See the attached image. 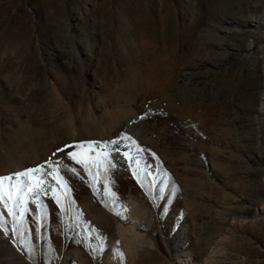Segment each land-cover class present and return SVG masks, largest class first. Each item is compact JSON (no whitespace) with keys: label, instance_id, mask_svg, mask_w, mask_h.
I'll return each mask as SVG.
<instances>
[{"label":"rangeland","instance_id":"374dc122","mask_svg":"<svg viewBox=\"0 0 264 264\" xmlns=\"http://www.w3.org/2000/svg\"><path fill=\"white\" fill-rule=\"evenodd\" d=\"M49 160L0 264H264V0H0V177Z\"/></svg>","mask_w":264,"mask_h":264},{"label":"snow or ice","instance_id":"6c2138e0","mask_svg":"<svg viewBox=\"0 0 264 264\" xmlns=\"http://www.w3.org/2000/svg\"><path fill=\"white\" fill-rule=\"evenodd\" d=\"M125 140H130V137H124ZM113 145H118L119 140L117 141H111L110 142ZM134 143V141H133ZM80 149H87L88 152H90L93 148V144H80L78 146ZM113 151H119L118 148H113ZM129 161H133V157L129 155V153L125 152L123 154ZM68 156L71 160L75 161L76 164L82 165L86 170L88 169V163H89V157L87 152H81L80 154L76 152L68 153ZM135 163V161H133ZM45 165L47 166V171L45 173V166L41 165L38 166L34 169H28L26 171L20 172V173H15L13 175H8V176H3L0 177V201H3L5 204V207H7V202L9 200L14 199V193L21 190V185L23 184V178H28L31 181V184H29L26 188L27 192H37L39 193L40 191H43L41 188L42 184V178L41 175L42 173H45L47 175H51L53 179L56 181V184L59 186V188L63 189L65 193L68 190V185L67 182L64 180V178L60 175V163L58 161L53 162L51 160L46 161ZM109 166L114 167L115 164L109 161ZM70 171H72L74 174H77V171L75 168H71ZM53 193V196L56 198V202L58 204L61 203L60 197L56 195V189L51 188L50 189ZM26 199V197H25ZM9 214L15 216V212L13 211L12 208H8ZM22 218V217H21ZM0 229H3L5 232L8 231V229L5 227L4 223L0 221Z\"/></svg>","mask_w":264,"mask_h":264},{"label":"bare ground","instance_id":"6f19581e","mask_svg":"<svg viewBox=\"0 0 264 264\" xmlns=\"http://www.w3.org/2000/svg\"><path fill=\"white\" fill-rule=\"evenodd\" d=\"M113 148H118L119 149V151H113ZM110 150H111V152L115 155V156H117L118 158H119V160H124V162L126 161H129L123 154L125 153V152H127V153H129V155H131L132 157H133V151H132V148H131V146H125L124 144H123V142L122 141H119V144L118 145H112V146H110ZM117 158V159H118ZM125 162V163H126ZM47 171H49L48 169H47V167H45V173L47 172ZM45 173H42V174H45ZM43 177H45L44 178V184H45V182L47 183V184H45L44 185V188H43V191H45V192H48L49 194H51L52 193V191L51 190H49L50 189V187L51 188H55L56 189V191L58 190V185L56 184V181L53 179V177L51 176V175H47V174H45ZM49 183V184H48ZM42 186H43V184H42ZM41 192V191H40ZM126 230H127V228H126ZM126 232V231H125ZM123 233V232H122ZM129 235V234H128ZM123 236H126V235H124L123 234ZM132 235H131V238L130 237H128L129 238V240L130 239H132ZM124 238V237H123ZM210 257V256H209ZM212 257H213V255H212ZM203 264H210V261L207 259L206 260V262L205 263H203Z\"/></svg>","mask_w":264,"mask_h":264}]
</instances>
